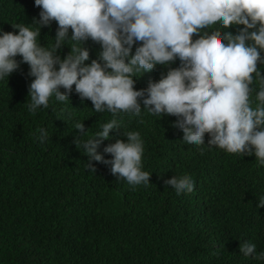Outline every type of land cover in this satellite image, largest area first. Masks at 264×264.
I'll list each match as a JSON object with an SVG mask.
<instances>
[{
    "label": "trees",
    "instance_id": "16d2710c",
    "mask_svg": "<svg viewBox=\"0 0 264 264\" xmlns=\"http://www.w3.org/2000/svg\"><path fill=\"white\" fill-rule=\"evenodd\" d=\"M38 13L34 0H0V29L16 31L11 24H31ZM239 27L208 31L235 34ZM55 29V21L42 27L39 42L47 46ZM84 46L90 59L98 57V43L89 39ZM68 51L64 45L59 54ZM169 66L135 76L134 87H145ZM28 67L21 63L0 81V264H264L239 250L247 240L264 251V205L257 207L264 166L254 154L207 145V133L205 145L187 144L172 124L174 115L157 117L141 104L139 116L116 117L120 125L97 149L103 153L105 144L126 139L125 133H140L150 184L133 188L110 166L93 160L94 171L88 168L83 145L74 143L82 135L76 121L87 129L83 139L112 114L95 112L75 92L30 113ZM258 67L264 74V65ZM40 127L49 133L44 143L36 138ZM184 174L193 178L194 191L176 195L163 181Z\"/></svg>",
    "mask_w": 264,
    "mask_h": 264
},
{
    "label": "clouds",
    "instance_id": "9594fccd",
    "mask_svg": "<svg viewBox=\"0 0 264 264\" xmlns=\"http://www.w3.org/2000/svg\"><path fill=\"white\" fill-rule=\"evenodd\" d=\"M34 5L39 13L31 24H11L16 31L0 29V81L27 63L30 113L48 108L50 98L68 100L73 92L81 101L90 100L95 112L111 113L112 119L87 138L82 139L87 130L82 121L74 124L82 133L74 143L83 145L92 171L94 160L133 188L150 184L139 132L105 144L103 153L110 157L97 150L109 130L120 125L116 117L139 116L141 104L157 117L174 115L172 124L187 144L205 145L207 133V145L230 154H254L258 166H264V74L258 67L264 65V0H34ZM53 21L55 34L45 46L38 39L40 30ZM230 25L243 27L235 34L208 31ZM89 39L100 45L97 58L90 59L84 46ZM64 45L69 51L61 56ZM177 59L178 66L170 67ZM157 65L169 67L135 88L134 77ZM36 138L44 143L48 130L40 127ZM163 182L176 195L194 191L187 174ZM262 205L264 194L257 202ZM239 250L264 261L255 243L241 241Z\"/></svg>",
    "mask_w": 264,
    "mask_h": 264
}]
</instances>
